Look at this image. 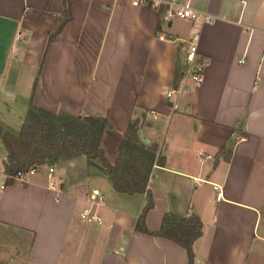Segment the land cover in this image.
<instances>
[{"label": "crops", "instance_id": "0c3cea01", "mask_svg": "<svg viewBox=\"0 0 264 264\" xmlns=\"http://www.w3.org/2000/svg\"><path fill=\"white\" fill-rule=\"evenodd\" d=\"M183 1L216 21L180 20L181 31L128 0H65L67 21L48 44L62 0H0V127L17 136L30 102L100 116L110 124L100 147L113 164L138 121L162 157L148 181L147 230L167 213L194 214L195 264H264V0ZM190 43L203 67L197 88L180 71ZM52 166L55 190L44 169L0 193V263L188 264L177 244L134 231L146 194L116 193L83 155ZM92 190L104 199L91 206ZM88 207L101 223L81 220Z\"/></svg>", "mask_w": 264, "mask_h": 264}, {"label": "trees", "instance_id": "16d2710c", "mask_svg": "<svg viewBox=\"0 0 264 264\" xmlns=\"http://www.w3.org/2000/svg\"><path fill=\"white\" fill-rule=\"evenodd\" d=\"M62 5V22L49 35L48 44L54 41L67 21L65 0ZM178 79L177 75L176 81ZM109 127L108 120L100 116L74 117L63 110L51 114L30 102L17 136L0 127V142L5 150L4 173L8 177L5 185H12L15 179L36 167L51 166L61 159L70 160L83 155L88 166L99 163L116 193L148 196V203L138 216L134 231L177 244L186 252L188 264H195L193 244L202 235V222L198 216L167 213L157 231H149L145 226V216L153 208L148 181L154 167L162 164L157 146L144 144L139 138L138 121L130 122L111 164L100 147L102 134Z\"/></svg>", "mask_w": 264, "mask_h": 264}, {"label": "built area", "instance_id": "2783aa9c", "mask_svg": "<svg viewBox=\"0 0 264 264\" xmlns=\"http://www.w3.org/2000/svg\"><path fill=\"white\" fill-rule=\"evenodd\" d=\"M121 1V0H115ZM129 4L133 7H147L155 12H157L160 16V28H167L168 25L172 24L174 20H186L191 21L196 24H212L216 21V17L195 10L190 2L183 0H128ZM20 36H16V40H19ZM159 40H164V36L161 32H159L158 36ZM196 53L197 46L194 43H190L185 53L183 60L181 62V75L183 78H187L191 81L195 88L199 87L202 82V73L203 67L202 65L196 64ZM174 92L170 91L166 93L167 98H170ZM172 110H177V104L171 105ZM199 159L209 160L211 156L204 155L203 153L198 154ZM4 163L5 158L0 161V193L6 189L5 180L8 178L4 173ZM46 170L50 181L48 187L50 190H55L60 185V182H56L51 179L54 173L53 166H40L34 169H31L28 173H35L41 170ZM24 177V176H23ZM21 177V178H23ZM19 178V179H21ZM15 179V180H19ZM14 180V181H15ZM196 184L200 183L195 181ZM103 196L98 190H92L90 195L88 196V201L92 205L100 203L103 201ZM216 199H220V194L216 196ZM80 218L82 221L88 224H99L101 223L100 216L93 210L92 207H88L84 209L80 213Z\"/></svg>", "mask_w": 264, "mask_h": 264}, {"label": "rangeland", "instance_id": "374dc122", "mask_svg": "<svg viewBox=\"0 0 264 264\" xmlns=\"http://www.w3.org/2000/svg\"><path fill=\"white\" fill-rule=\"evenodd\" d=\"M180 20H174L173 21V28L174 29H179V30H181V31H183L184 30V25H181V22H179ZM180 25H181V27H180ZM18 109H20V108H18ZM4 155H5V150H4V147L2 146V144L0 143V161L2 160V159H4ZM13 243H9V244H5V246L4 247H6V248H4V251H7V252H10L11 251V248L13 247V245H12ZM0 264H12L11 262H9L7 259L6 260H4L3 262H1Z\"/></svg>", "mask_w": 264, "mask_h": 264}, {"label": "water", "instance_id": "95a60500", "mask_svg": "<svg viewBox=\"0 0 264 264\" xmlns=\"http://www.w3.org/2000/svg\"><path fill=\"white\" fill-rule=\"evenodd\" d=\"M139 138L144 144H148V140L144 139L140 132H139Z\"/></svg>", "mask_w": 264, "mask_h": 264}]
</instances>
